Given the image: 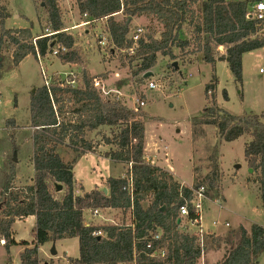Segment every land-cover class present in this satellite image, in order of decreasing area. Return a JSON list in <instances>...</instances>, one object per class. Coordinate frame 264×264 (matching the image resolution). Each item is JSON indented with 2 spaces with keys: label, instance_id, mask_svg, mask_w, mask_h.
I'll list each match as a JSON object with an SVG mask.
<instances>
[{
  "label": "trees",
  "instance_id": "1",
  "mask_svg": "<svg viewBox=\"0 0 264 264\" xmlns=\"http://www.w3.org/2000/svg\"><path fill=\"white\" fill-rule=\"evenodd\" d=\"M255 1L261 0H75V5L80 16L87 15L88 21H105L110 42L118 50L133 47L134 18L149 16L163 26L159 37L153 30H146L135 54L127 56L132 76L138 77L139 84L149 79L144 75L157 65L159 56L176 60L174 49H179L180 55L201 52L203 61L213 66L217 61L227 62L236 81L241 83L243 55L264 48V21L247 18L250 4ZM45 3L51 34L35 36L31 28H2L0 56L11 52L13 64L18 66L30 55L46 59L55 47L62 45L67 52L56 58L62 64H81L83 58L75 36L62 31L66 28L58 0ZM120 14L123 21L116 18ZM9 17L7 7L0 3L1 26ZM185 28L190 36L182 39L180 33ZM92 77L83 68L75 85L68 83L71 76L56 77L31 95L34 177L32 183L17 186L15 168L6 176L0 193V243L4 241L7 251L13 246L24 247L20 264H39V245L64 238L79 240V258L69 259L75 264H197L202 250L196 238L180 231L179 223L180 207L191 199L192 191L167 170L146 161L145 114L133 111L123 101L102 97L93 86ZM217 85L218 79L213 75L205 85L204 115L194 123L215 127L222 142L242 136L251 139L245 144L244 158L254 173L260 171L264 194V115L238 116L219 108ZM223 95L227 98L225 91ZM102 127L113 129L112 136L100 132ZM94 131H99L103 143L112 147L108 158L129 165L125 177L105 180L107 192L99 188L86 192L82 185L75 184L73 169L77 159L101 145L86 139ZM63 145L77 153L70 162L64 161L57 151ZM130 178L133 200L124 190ZM51 185L55 190L62 186L65 193L57 198ZM201 185L217 189L216 171L195 187ZM77 190L81 193L77 194ZM95 209L120 211L123 217L117 224H86L84 212ZM189 209L191 217L193 209ZM30 216L36 219L31 231L33 240L17 242L13 225ZM157 233L161 234L160 240L154 239ZM234 235L237 243L221 264H259L264 253L261 225L253 224L249 230L240 225L225 238L207 234L204 250L209 244L229 242ZM149 243L152 249L148 248ZM160 248L166 250L165 256L152 257L154 250Z\"/></svg>",
  "mask_w": 264,
  "mask_h": 264
},
{
  "label": "rangeland",
  "instance_id": "2",
  "mask_svg": "<svg viewBox=\"0 0 264 264\" xmlns=\"http://www.w3.org/2000/svg\"><path fill=\"white\" fill-rule=\"evenodd\" d=\"M58 2L64 26L75 36L83 62L79 65H68L62 64L53 56L41 59L30 55L15 66L11 52L5 51L0 56V193L12 168L16 171L14 183L17 186L33 181L34 129L31 128V95L47 80L50 82L56 77L66 78L71 73L79 77L84 68L91 76L103 78L107 88L121 90L124 94L122 101L131 108L136 99L145 101L146 105L140 108L145 114V154L146 157L152 152L156 154L153 156L155 165L167 170L175 180L185 182L190 187H195L216 171L218 188L210 189L209 185L206 186L209 199L204 202L201 210V223L207 233L225 238L231 232L237 231L240 225L248 230L253 224L264 227V194L260 171L251 172L244 158L245 144L251 139L242 136L232 142H222L215 127L194 123L204 115L207 105L205 85L213 75L218 79L215 93L219 108L238 116L264 115V48L243 55L241 83L236 81L227 62L217 61L213 66L203 61L201 52L180 55L179 49H174L177 59L159 56L157 65L151 70L152 77L144 84H139L136 81L138 77L132 76L129 61L121 52L116 51L112 55L110 48L100 50L97 39L106 30L105 21L82 26L88 19L80 16L75 0ZM0 3L10 13L5 23L2 26L0 24V31L2 28H31L35 36L50 31L45 0H0ZM195 8L198 11V6ZM116 18L119 21L124 20L122 14ZM137 25L153 30L156 37L163 30V26L149 16L134 18L131 21V30ZM189 36L187 28L180 33L182 39ZM219 50L223 52L224 49L220 47ZM174 62L178 63V70L174 69ZM260 69H263L262 73ZM116 73L120 77H116ZM153 80L160 81L163 88L148 89L149 82ZM223 91L227 93V98H224ZM98 132H89L86 139L93 144L101 143V147L98 146L101 157L80 156L73 169L76 186L79 187V182L82 181L87 191H91L95 183L101 181L100 175L102 178H119L129 169V165L107 157L112 147L103 143ZM100 132L111 137L113 129L102 127ZM58 152L66 162L77 156L68 145L59 146ZM51 189L57 198L65 193L64 189L59 192L52 185ZM76 193L81 192L77 190ZM217 200L220 205L215 203ZM122 217L120 211L107 209H100L99 216H94L93 210L84 212L86 224H107L114 218L121 221ZM213 221H217L216 226L212 225ZM33 227V219L16 221L13 225L15 237L31 243ZM183 230L191 234L195 228L191 225L187 228L180 226V231ZM231 238V241L220 245L209 244L197 264H221L228 251L237 243L236 235ZM21 250L24 247L13 246L7 251L1 242L0 264H20ZM53 250L56 254H52ZM77 258L78 238L48 241L38 247L39 264H75L69 259ZM258 261L259 264H264V253Z\"/></svg>",
  "mask_w": 264,
  "mask_h": 264
},
{
  "label": "built area",
  "instance_id": "3",
  "mask_svg": "<svg viewBox=\"0 0 264 264\" xmlns=\"http://www.w3.org/2000/svg\"><path fill=\"white\" fill-rule=\"evenodd\" d=\"M85 18H87V15H84ZM247 18L248 19H254L256 21H264V0L261 1H255L252 2L250 4L249 10H248V14H247ZM97 23L96 21H85L82 26L84 25H90V24H95ZM62 31H69V28H66ZM146 32V29L143 26L137 25L136 27H134L133 30H131V38L134 42V45L132 48L130 49H122V50H118L116 49L112 43L110 42V36L109 33L107 31V29L105 31H103L102 33L99 34L98 36V46L102 49V50H106L108 48H110V54L114 55V53H116V51H119L122 53V55L125 56V58L127 59V56H132L135 54L137 48H138V43L139 40L141 38V36H143ZM50 33V31L48 32ZM51 34V33H50ZM49 34V35H50ZM61 52H67V48L65 46L62 45H58L57 47H55L54 51L52 52V56L56 57L59 53ZM38 57L40 58V56L38 55ZM260 72H263V69H260ZM71 76V80L68 81V83L70 85H75L76 82V74L71 73L69 74ZM116 77H120V75L118 73L115 74ZM67 78V77H66ZM92 82H93V86L96 88V90H98L102 97L104 98H112L114 100L117 101H122V97L124 96V94L122 93L121 90L114 88V89H109L105 86L104 82H103V78H101L100 76H93L92 77ZM46 84H49V81H47ZM163 88V84L160 81L157 80H153L150 81L148 84V89L150 90H154V89H162ZM146 105L145 101L142 99H136L134 106L130 108L135 111V112H139L140 108L144 107ZM0 106H1V102H0ZM146 161L152 165L154 164V161L147 157ZM125 177L122 176V178ZM183 186H186L187 188H189L192 191V195H191V199L183 206L180 207V226L183 228H187L188 225H191L195 228L194 232H192L191 234L185 232L183 230V233L188 234L191 237L196 238L197 240V244L200 246L202 253H201V257L204 256L205 254V250H204V246H205V237L207 233L204 226L201 223V210L203 208V204L206 200L209 199V190L206 186L201 185L199 187H190L187 186L185 184H182ZM124 190L128 191L130 193L131 196V200H133V189H132V179H128L127 182V186L124 188ZM216 204L220 205V201L217 200L215 202ZM189 207H191L193 209V216L190 217V209ZM100 214V209H95L93 210V215L94 216H99ZM110 224H117L118 222L110 220L109 221ZM213 226L217 225V221H213L212 222ZM94 235H99V233H95ZM154 239L155 240H160L161 239V234L157 233L154 235ZM4 243V241H2ZM148 248L152 249V245L151 243L148 244ZM166 254V250L165 249H157L154 250V252L151 254L152 257H164Z\"/></svg>",
  "mask_w": 264,
  "mask_h": 264
},
{
  "label": "crops",
  "instance_id": "4",
  "mask_svg": "<svg viewBox=\"0 0 264 264\" xmlns=\"http://www.w3.org/2000/svg\"><path fill=\"white\" fill-rule=\"evenodd\" d=\"M99 147H101V145H99ZM99 147H98V149H99ZM96 150L95 152H88V153H86V154H84V155H82V156H84V157H88V156H90V155H93V156H97V157H101V155L100 154H98V151H100V149L99 150ZM146 149V148H145ZM58 151V150H57ZM146 151H147V149H146ZM59 153V152H58ZM92 153H95V154H92ZM147 154H145V156H146ZM153 156H156V154L155 153H151V154H149L148 155V157L149 158H151L152 160H153ZM80 158V157H79ZM78 158V159H79ZM147 158V157H146ZM77 159V160H78ZM154 161V160H153ZM155 162V161H154ZM155 164V163H154ZM75 173V172H74ZM99 178H101V181L99 182V183H95V187L92 189V190H94L95 188H99V189H104L105 190V186H103V182H105V180L107 179V178H109V177H107V178H102V176L100 175V177ZM118 178V177H117ZM119 178H122V177H119ZM76 181H78L77 179H76ZM82 186H83V188H84V190L86 191V192H91V191H87L86 189H85V186H84V184H82V181L81 182H79ZM182 184H185V182H181ZM108 210V209H107ZM109 211H111V210H109ZM29 219H33L34 220V226H35V223H36V219H35V217H33V216H30V217H28ZM24 220H26V218L24 219ZM111 220H113V221H118L117 219H111ZM18 221V220H17ZM107 224H110V223H107ZM13 232H14V239L17 241V242H19V241H21V240H18L16 237H15V231L13 230ZM33 240V239H32ZM32 240H31V242H32ZM29 243H30V241H28ZM19 246V245H18ZM22 251V250H21Z\"/></svg>",
  "mask_w": 264,
  "mask_h": 264
},
{
  "label": "water",
  "instance_id": "5",
  "mask_svg": "<svg viewBox=\"0 0 264 264\" xmlns=\"http://www.w3.org/2000/svg\"><path fill=\"white\" fill-rule=\"evenodd\" d=\"M130 20H131V18L129 19V22H130ZM173 66H174L175 69H179V67H178V63H177V62H174ZM152 75H153V73H152L151 71H150V72H147V73L144 75V78H145V79L151 78ZM251 172H252V169H251ZM57 190H58L59 192L62 191V186L59 185ZM104 191L107 192L106 189H105ZM179 222H180V220H179ZM52 254H56V252L53 250V251H52Z\"/></svg>",
  "mask_w": 264,
  "mask_h": 264
}]
</instances>
